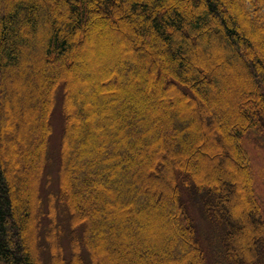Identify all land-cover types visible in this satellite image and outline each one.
I'll list each match as a JSON object with an SVG mask.
<instances>
[{
	"label": "trees",
	"instance_id": "1",
	"mask_svg": "<svg viewBox=\"0 0 264 264\" xmlns=\"http://www.w3.org/2000/svg\"><path fill=\"white\" fill-rule=\"evenodd\" d=\"M57 96L68 229L44 233ZM251 141L264 151V0H0V264H264ZM189 190L220 224L209 250Z\"/></svg>",
	"mask_w": 264,
	"mask_h": 264
},
{
	"label": "rangeland",
	"instance_id": "2",
	"mask_svg": "<svg viewBox=\"0 0 264 264\" xmlns=\"http://www.w3.org/2000/svg\"><path fill=\"white\" fill-rule=\"evenodd\" d=\"M64 98H61V96H57L55 98V101L52 105V109L50 112V117L48 120V126L50 128L47 136V161H45V165L42 167V170L38 173L36 176L37 179H39V195L42 199V204L45 209V213L48 214L43 219V226L42 228L39 227L40 223H37L36 229L39 232L43 230L44 233L47 231L49 232V224L48 222L51 221L50 218L54 219L57 223L61 222L63 220L65 229H68V224L66 219L67 216L65 214H62V212H58L60 210L57 208L58 203L55 201L56 194H58L61 186L63 185V177L61 174V168H62V161H61V155L63 151L65 152L66 149V142L63 140V132H64ZM66 111L68 112V108L66 107ZM24 131V130H23ZM23 138V136H21ZM20 138L21 140H23ZM249 151L252 152L254 156L255 163L259 166V163H263L262 166H264V151L260 150L258 151L257 145L253 141H251L249 144ZM212 149H209L210 156H213L210 151ZM67 154V153H66ZM210 158L211 161V157ZM17 158L13 156V161L11 163L12 166L16 164ZM19 160V159H18ZM207 166V165H206ZM260 170V169H259ZM264 174H257V176H254V196L257 202L260 204V208L262 211V215L264 218ZM190 193H186L184 195V200L187 204L188 210L190 215L193 217L195 224L197 226V230L199 232V236L201 241L203 242V245L206 247V249H211L212 242H214V236L217 234V229H219L220 224L216 225L214 222H212L210 219H208V215L206 214L202 204L200 203V200L197 198V192L195 190H189ZM201 204V205H200ZM55 207V211L54 208ZM70 209L71 204L69 203ZM57 209V210H56ZM73 209V208H72ZM36 224V223H35ZM72 227L75 226V223L72 222ZM41 230V231H40ZM38 232V233H39ZM47 232V233H48ZM68 232V230H67ZM37 234L35 236V242L33 244L34 249L37 253V256L40 255V246L42 241L40 240V236ZM68 239L64 238L62 239L63 246L65 248L68 247ZM211 252H209L210 254Z\"/></svg>",
	"mask_w": 264,
	"mask_h": 264
}]
</instances>
